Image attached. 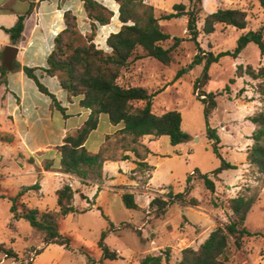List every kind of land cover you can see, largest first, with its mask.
<instances>
[{
  "label": "rangeland",
  "instance_id": "obj_1",
  "mask_svg": "<svg viewBox=\"0 0 264 264\" xmlns=\"http://www.w3.org/2000/svg\"><path fill=\"white\" fill-rule=\"evenodd\" d=\"M98 1L101 3L104 1V5H114L110 0ZM157 1L172 6L184 4L188 10L191 6L190 0ZM146 2L151 4L148 0ZM211 2L214 3V7L209 8L210 0H202L199 6L201 13L197 20L199 31L197 40L190 34L187 14L160 22L163 30L171 35V39L165 43L166 48L174 44V39L181 42L175 53L176 62L171 67H165L151 58L137 59L123 70L119 80L120 84L125 86L149 87L151 93H155L154 113L162 115L169 111L180 112L183 130L189 135V140L178 146H173L167 136L157 138L149 159L151 167L140 171L142 174L140 188H147L145 186L150 181L153 188L151 196H156L163 187H173L175 194H185L190 185L193 188L187 191V201L195 198L199 200V206L174 203L168 210L167 219H157L153 214L149 216L144 212L126 208L121 196L113 199V195L103 188V193L96 202L95 196L101 186L83 184L79 188L81 192L75 189L73 203L76 211L67 215L60 224V233L70 241L71 248L57 244L46 246L43 235L36 232L26 219L14 218L11 207L16 204L19 214L32 210L38 211L39 214L46 210H58L57 185L54 180H43L31 174V169L37 171L36 166L32 165L36 159L28 158V152L23 148L25 143L34 147L54 139L41 134L43 131L41 125H30L29 130H26L28 126H15L8 119H2L4 123L0 124V245L12 247L18 254L17 258H6L3 264H91L90 259L106 264H140L142 257L150 254L151 249L170 241L171 237L165 223L168 222L177 233L185 234L183 228L185 223L189 222L190 227L186 234L190 240L180 245L173 242L171 248L166 247L151 254L158 255L169 248L170 264H178L181 260L180 250L188 247L198 248L213 230L228 223L230 198L250 197L254 194H258L259 197L246 221V227L253 235L244 239L241 249H237L234 242H231V256L227 264H264V174L246 162L243 155L245 152H242L245 148L239 149L235 144L250 145L249 137L255 129L251 122L246 123V115L238 119L239 107L244 104L247 105L246 110L251 109L252 106H248L251 102L257 105V109L256 111L251 109L249 113L255 114L264 110V104L260 102L256 91L258 81L252 80L249 76L239 78L237 69L239 66L244 68L252 66L255 69L263 67L264 57L257 45L252 43L237 59L223 56L218 62L208 66L207 59L204 58L195 64L197 55L204 56L206 53L207 56L209 54L218 56L233 51L243 35L264 27V9L258 0H211ZM210 9L244 10L248 14V26L245 30H238L219 25L214 33L206 35L203 33V25L205 18L211 14ZM163 14L162 11H156L158 17ZM79 20V32L89 37L92 33L91 26H86L82 22L81 14ZM113 26L97 30L98 47L107 50L106 40L114 33ZM206 69L210 81L200 89L207 94H221L215 98L217 107L208 119L205 114V103L195 94V86ZM180 72L182 73L178 77ZM248 112L246 114H249ZM207 123L210 128L217 130L221 157L214 150L215 142L208 138ZM105 128L102 123L100 132L102 133ZM116 139L117 141H111L106 147V157L113 154L118 156L120 153L122 147L120 137ZM48 162L46 159L43 160V167ZM225 163L234 168L226 169L219 175L221 181L217 183L216 195L206 189L202 176L211 178L212 174L222 169ZM36 184L42 188L28 190ZM126 192L128 191L123 190L122 195ZM82 194L88 198L84 200ZM143 201L145 200L139 198V202ZM95 203L98 207L94 206ZM207 211L212 213L210 218L202 213ZM210 220L213 227L208 226ZM138 230H141V237L137 233ZM200 231L202 234L199 237ZM104 233L106 236L103 239ZM155 233L156 237L152 239V234ZM195 236H198V239H195ZM102 239L105 247L118 253L116 260L104 259V252L99 245ZM34 253L35 260L31 262L30 258ZM4 255L6 254H0V264Z\"/></svg>",
  "mask_w": 264,
  "mask_h": 264
},
{
  "label": "trees",
  "instance_id": "obj_2",
  "mask_svg": "<svg viewBox=\"0 0 264 264\" xmlns=\"http://www.w3.org/2000/svg\"><path fill=\"white\" fill-rule=\"evenodd\" d=\"M80 1L83 2L91 23V35L83 36L79 32L77 17L72 12H67L65 14L66 28L55 39L54 50L47 59V67L43 69L26 67L24 71L36 82L42 93L52 98L54 105L62 113L66 110L60 106L55 95L40 82L35 74L37 70H43L49 77H56L61 88L67 93L69 101L80 99L81 107L91 110V115L84 127L76 134L67 135L63 145L58 147L62 172L75 175L84 181L102 178L103 166L107 161V148H103L97 154H91L85 146L90 134L97 129L101 115H107L114 125H124V128L119 131L120 143L124 151L134 153L140 160L137 165L142 171L149 167L142 161L151 153L141 144L142 138L167 136L173 146H178L187 142L189 135L183 130V119L180 112L169 111L162 115L155 114L153 112L155 93H151L142 86L122 85L119 80L123 70L137 59L151 58L165 67H171L176 62L175 53L181 42L174 39V44L166 48L165 43L171 39V35L163 30L160 21L187 14L190 34L193 35L194 40H197L199 35L197 20L201 13L199 6L202 0H190L189 10L184 4L174 5L173 13H164L161 17L156 15V8L148 4L146 0H115L119 5L118 18L122 26L119 32L107 38V50L98 47L95 38L100 27L111 23L115 12L97 0ZM258 1L264 9V0ZM219 25L245 30L248 26V14L239 9H218L205 18L203 33L211 35ZM23 29V18L21 17L13 28L5 29V31L11 35L13 40H16L21 37ZM252 43L257 45L264 57V27L243 35L233 51L221 53L218 56L213 54L207 56L206 53L204 56L197 55L195 64L200 63L204 58L207 59L208 66L218 62L223 56H232L237 59ZM198 49H200L199 46ZM246 75L258 81L256 91L260 95L261 103L264 104V66L257 69L252 66L246 68L239 66L237 76L243 78ZM209 81L210 77L206 69L205 74L195 86V94L200 90L199 95L196 96L206 105L207 119L217 107L215 98L221 95L202 92L200 88L207 85ZM201 96H205V99ZM248 120L255 126V130L251 136L253 145L249 150L247 162L256 167L259 173L264 174V110L256 112ZM207 135L215 142L214 150L221 157L219 135L217 130L209 127V123H207ZM123 159L127 160L129 157L123 156ZM52 167V164H47L45 170L50 171ZM231 168L234 166L225 163L222 169L212 174L211 178L202 176L206 189L215 193L216 182L220 180L219 175ZM192 188L188 185L186 190L189 191ZM31 189L40 190L41 187L36 184L28 190ZM187 191L185 194H175L170 187L165 197H155L150 203V209L155 218H163L174 203H188L192 207H198L199 200L191 198L187 201ZM74 195L75 191L67 184L56 192L58 210H46L42 214L32 210L19 214L17 205L13 204L11 212L14 218L23 217L36 232L42 234L46 246L57 244L71 248L70 241L60 233V224L67 215L76 211L73 203ZM258 197V194H254L250 197L230 198L228 200L230 211L228 223L213 230L208 239L198 248L188 247L182 250L178 264H227L231 256V242H234L237 249H241L244 239L253 235L247 229L246 221ZM83 199L86 197L83 196ZM122 200L126 208L140 210L132 193H124ZM137 233L141 237V231L138 230ZM105 236L106 233L103 234V239ZM103 239L99 245L104 252V259L116 260L118 253L105 247ZM0 254H6L10 258L18 257L14 249L5 244L0 245ZM170 261L171 251L168 248L158 255L148 254L142 257L140 264H170ZM90 263L106 264L98 263L94 259H90Z\"/></svg>",
  "mask_w": 264,
  "mask_h": 264
},
{
  "label": "crops",
  "instance_id": "obj_3",
  "mask_svg": "<svg viewBox=\"0 0 264 264\" xmlns=\"http://www.w3.org/2000/svg\"><path fill=\"white\" fill-rule=\"evenodd\" d=\"M110 1L114 4L113 6H109L110 4L104 5V1H102L103 3L98 1L115 12V16L111 23L107 26L100 27L99 30L114 25L113 32L117 33L122 26L118 18L119 5L115 0ZM148 1L151 3L150 5L156 8V11H162L163 13L174 12L172 5H164L157 0ZM212 6L214 7V3L210 0L209 8ZM69 11L77 17L78 26L80 25L79 14H81L83 18L82 22L85 23L86 26H91L83 2L80 0H0V124L4 123L2 119H8L9 122L15 126H28L26 127V130H29L30 125H41L43 126L41 134L54 139V141H49L48 143L34 147L25 143L23 148L28 152V158L36 159L35 162L33 160L32 165L36 166L37 171L31 169V174L33 176H38L43 180H54L57 185L56 192L67 184L70 185L74 191L77 189L76 191L78 192H81V189L79 188L82 187L83 184H98L101 188L95 196L97 202L103 193L102 188L112 194L113 199L118 195L122 197L123 190L128 191L134 195L135 201L140 207V210L138 211L151 216L153 213L150 209V203L157 196L165 197L166 194L164 193L168 192L170 187H163L159 191V195L156 196H151L153 188H151L150 181L145 186L147 188L141 189L140 179L142 174H140L137 165V162H140V160L136 158L134 153L124 151L123 147H121L118 156L113 154L111 157H107V161H105L103 166L101 179L84 181L75 175L66 174L61 171L58 147L63 145V141L67 135L76 134L84 127L86 121L91 115V110L82 108L80 105V99L69 101L67 93L61 88L56 77H49L43 72V70H37L35 74L40 82L50 93L55 95L60 106L66 110L65 113H62V111L54 105L52 98L39 90L36 82L25 73L24 68L43 69L47 67V59L54 50L55 39L66 28L65 14ZM210 11L213 13L217 10L212 11V9H210ZM21 17L23 18L24 25L23 33L19 39L13 40L11 35L8 34L5 29L13 28ZM86 30L88 31V28H86ZM96 41L97 39L95 38V43ZM146 89L149 90V87ZM149 91L151 92V90ZM258 96L260 100V95L258 94ZM246 106L242 104L237 110V115L238 119H240L241 116L246 115V123H249L250 121L248 118L251 117L254 112L249 113L248 111L251 109H255L256 111L257 105L250 102L248 103V106H252V108L247 110L245 109ZM247 112L249 114H246ZM102 123H104L106 128L101 133L100 127ZM123 128V124L114 125L111 123L107 115H101L97 129L90 134L86 142L85 146L87 150L91 154L99 153L103 148L108 147V144L111 141H117V137H120L121 139L119 131ZM15 136L18 139L17 133ZM251 136L249 137L250 145L247 143L241 146L240 144L235 143L239 149L245 148L242 152H245L243 155L244 158H246V162L248 152L253 145ZM157 138L158 137L154 136H145L141 139V144L147 147L151 152L148 157L142 161L149 167H151L149 159L153 154V146L155 145ZM123 156H128L129 159L124 160ZM36 157H39V159ZM45 159L49 161L47 164L53 165L50 171H46L45 167H43L42 162ZM246 166H248V164H246ZM151 178L152 177H150V180ZM219 181H221V179ZM218 182H216L217 189ZM40 187L42 188V186ZM215 194L217 195V193ZM85 197L88 198L87 196ZM139 198L145 201L141 203L139 202ZM96 204L97 203H95L94 206L98 207ZM190 208L191 207H189V209ZM168 212L169 211H167V214L161 219H167L169 216ZM185 212L186 211L184 210L183 213L185 214ZM202 213L208 218L212 216L211 211ZM147 223L148 222H146V224ZM165 224L166 230L169 232L171 239L167 244L163 243L162 245H158V247L151 249L150 254L159 252L166 247L171 248L173 242L176 245H180L190 240L186 234V231H188V228L190 227L189 222H186L185 227L183 228L185 234L182 232L177 233L175 229L171 228L172 226L168 224V222ZM208 226H214L211 224V220L209 221ZM200 228L202 229V227ZM201 234L202 232L200 231L199 237ZM155 237L156 233L152 234V239ZM195 239H198V236H195ZM205 241L201 242V244Z\"/></svg>",
  "mask_w": 264,
  "mask_h": 264
},
{
  "label": "built area",
  "instance_id": "obj_4",
  "mask_svg": "<svg viewBox=\"0 0 264 264\" xmlns=\"http://www.w3.org/2000/svg\"><path fill=\"white\" fill-rule=\"evenodd\" d=\"M196 95H199V92H198V91H197ZM201 98H202V99H205V96H201ZM6 258H8V256H7V255H4V259L1 261V264H3V263L5 262ZM34 258H35V253H34L33 256L30 258V261H31V262H34V260H35Z\"/></svg>",
  "mask_w": 264,
  "mask_h": 264
}]
</instances>
